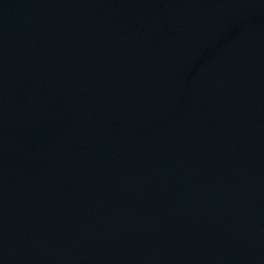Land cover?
I'll list each match as a JSON object with an SVG mask.
<instances>
[{
	"label": "water",
	"instance_id": "1",
	"mask_svg": "<svg viewBox=\"0 0 264 264\" xmlns=\"http://www.w3.org/2000/svg\"><path fill=\"white\" fill-rule=\"evenodd\" d=\"M0 264H264V0H0Z\"/></svg>",
	"mask_w": 264,
	"mask_h": 264
}]
</instances>
